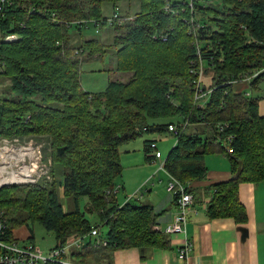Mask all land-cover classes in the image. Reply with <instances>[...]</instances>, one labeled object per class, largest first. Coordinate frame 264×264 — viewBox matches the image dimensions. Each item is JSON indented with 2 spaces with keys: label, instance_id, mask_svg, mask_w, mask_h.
<instances>
[{
  "label": "trees",
  "instance_id": "1",
  "mask_svg": "<svg viewBox=\"0 0 264 264\" xmlns=\"http://www.w3.org/2000/svg\"><path fill=\"white\" fill-rule=\"evenodd\" d=\"M122 1L6 0L2 4L0 76L10 81L16 98L0 97V135L49 134L54 161L69 167L64 189L75 204L66 211L55 190L42 193L29 184L0 188V211L8 224L5 241H20L15 230L30 220L54 234V248L65 246L72 236H94L82 249L72 247L62 255L76 264L111 259L115 249L164 244L166 233L153 229L160 215L153 205L137 204L132 198L120 204L116 198L123 170L120 147L146 132L172 133L170 124L181 127L186 120L190 124L181 130L165 170L182 183L202 181L208 175L205 155L215 151L226 155L232 179L206 187L205 194H213L208 212L211 218L247 220L239 185L264 182V116L259 112L261 96L235 87L261 71L250 82L251 89L258 91L264 79V0L212 4L194 0V8L184 0H141L142 8L134 17L124 15L113 25L123 31L115 62L119 71L131 72V78L110 80L102 91H87L81 64L102 52L99 41L84 38L83 33L109 19L105 3L119 8ZM10 34L17 39L7 41ZM194 59L197 65L204 61L205 76L211 72L205 89L213 92L202 108L195 104ZM170 118L178 121H161ZM220 123H228L224 131ZM196 126H204L208 134L191 133ZM227 147L233 151L229 153ZM93 228L99 229L98 235L91 234Z\"/></svg>",
  "mask_w": 264,
  "mask_h": 264
},
{
  "label": "rangeland",
  "instance_id": "2",
  "mask_svg": "<svg viewBox=\"0 0 264 264\" xmlns=\"http://www.w3.org/2000/svg\"><path fill=\"white\" fill-rule=\"evenodd\" d=\"M182 1V0H181ZM220 0H206L209 4L219 2ZM121 12L125 14V10H129L132 14L126 15L134 17L135 13H138L141 10V0H126L121 4ZM104 14L105 16H112L114 14V7L112 3L104 4ZM185 21H188L185 18ZM169 23H174L179 25L176 21H169ZM98 31V32H97ZM122 30H117L113 28L110 24L104 26L100 31L99 25H93L89 30H85L83 33L84 38L94 37L99 41L98 49H100L102 54L94 55L89 59L85 60L81 64L82 73V84L84 89L92 92L105 90L108 85V80L113 81H128L132 73L119 71L117 67L116 53L119 50L118 39L122 34ZM191 33V31H190ZM84 38H81L84 40ZM163 38V37H162ZM7 41H13L17 39V35L10 34L5 38ZM247 39H252L248 35ZM197 60L191 61V65H197ZM205 68V66H204ZM206 70V68H205ZM0 71H2V66L0 65ZM100 71V72H99ZM103 72V73H101ZM211 72H206L204 78V83L208 82L206 80ZM248 82L240 83L237 87L239 90L245 88V84ZM10 81L3 80L0 76V97L7 95L9 98H16V95L9 88ZM260 91L253 90L249 87L250 91L260 96H264V79L260 82ZM178 118L165 119L163 122H177ZM182 122V121H181ZM228 124V123H227ZM199 127V128H198ZM199 131L201 134L206 136L208 130L204 126H196L190 128V132L194 133ZM189 133V132H188ZM156 138V148L162 153V158L157 161L152 159H147L145 156L144 145L147 139ZM3 139H9L11 142L10 145L16 143L15 152L17 154H22L25 151L32 156H26L25 159L19 160L18 164L21 167L27 169H32L33 177L30 181L15 183V185H32L34 188H40L43 191L55 190L56 194L59 195L61 202L64 204L66 211H71L75 208L74 198L72 196H67L64 189V176L65 172L69 169L66 163L59 162L56 163L53 158V145L52 137L46 133H37L34 132L18 134V135H0V142L4 141ZM18 140L17 142H15ZM146 140V141H145ZM178 141V136L171 132H146L142 136L125 143V145L120 147V156L122 163V174L118 177L117 182L118 186L116 188L117 194L116 198L120 204L125 203L129 198L135 197L139 200L149 199L151 196H155L161 201H167L166 197H169L168 190L166 188L168 181V174L161 166L165 162L167 156L175 146ZM128 148H133L136 150L132 154H128L126 151ZM66 162V161H65ZM229 159L224 156V154H206L205 155V165L208 170H217V171H228L231 167L229 164ZM38 165V167H36ZM55 169V170H54ZM32 175V174H31ZM152 176V177H151ZM34 179V180H33ZM152 179V180H151ZM151 180V181H150ZM150 181V182H148ZM11 184V185H14ZM45 189V190H44ZM47 190V191H48ZM115 190V191H116ZM23 195L19 197L18 201H21ZM134 201V200H133ZM21 203V202H19ZM148 205L147 203H143ZM85 201L82 200L81 206L84 208ZM151 205V204H149ZM158 210L155 209V212ZM159 214V213H158ZM30 220V219H28ZM23 232L35 233V240L40 246H49L56 243L55 236L52 232L47 231L40 223L30 220L29 224L24 225ZM168 224L165 228H162V232H165ZM103 232H107L106 226L101 228ZM154 231H158L157 223L153 225ZM54 246V245H53ZM52 246V247H53ZM44 249V248H43ZM45 251V250H44Z\"/></svg>",
  "mask_w": 264,
  "mask_h": 264
},
{
  "label": "crops",
  "instance_id": "3",
  "mask_svg": "<svg viewBox=\"0 0 264 264\" xmlns=\"http://www.w3.org/2000/svg\"><path fill=\"white\" fill-rule=\"evenodd\" d=\"M122 2L119 3L120 8ZM127 14L132 13L129 10H125V14L122 15ZM244 86L246 91H250V82ZM260 90L259 86L258 91ZM253 94H255V91ZM259 112L264 116V96H261L259 102ZM151 141L157 140L156 138H149L146 141L148 144L146 142L145 144L143 143L146 152L145 156L148 160L149 155L147 150ZM133 151L136 152L133 148H128L126 152L130 155ZM211 154L222 155V153L216 151ZM224 156L227 158L226 155ZM165 172L168 174L167 171ZM231 179L232 172L230 167L228 171L210 170L206 180L191 181V189L194 193V205L188 214L187 232L185 234L166 233L167 240L164 244L152 245L143 249L140 247L115 249L111 259L102 260V262L100 260L99 262H94V264H264V182H244L239 185V200L245 205L246 214L248 215L245 222H237L233 217L211 218L209 215L208 206L213 194H205L206 187L214 183L229 182ZM168 193L170 195L166 197L167 201H161L155 196H151L146 200L132 197L135 203L151 204L154 206V209L158 210L157 212L160 215L156 223L161 229L160 232H162V228L164 229L167 224L173 221V216H175L177 211L174 196L172 193ZM24 227L23 225L17 228L14 233L16 238L20 239V243L33 242L38 251L42 253H47L55 247L56 243L53 244L54 246H40L36 243L35 233H31L30 231L23 232ZM90 239H95V237L87 235L84 237L83 244ZM186 240H189L192 244L191 251L188 253L187 259H182L179 251L184 247ZM74 247L75 249L83 248Z\"/></svg>",
  "mask_w": 264,
  "mask_h": 264
},
{
  "label": "built area",
  "instance_id": "4",
  "mask_svg": "<svg viewBox=\"0 0 264 264\" xmlns=\"http://www.w3.org/2000/svg\"><path fill=\"white\" fill-rule=\"evenodd\" d=\"M6 0H0V24L3 16V2ZM218 1V0H216ZM190 7L194 8V0H190ZM122 15L120 6L119 8H115L114 14L109 17L108 20L100 21L96 23V25L100 26V31L102 30V25L107 23L113 26L116 21L122 22ZM124 19V18H123ZM102 22V23H101ZM98 32V31H97ZM168 37H164V40H167ZM191 72L198 74L197 78V89L195 95L196 106L199 108L205 107L207 102L210 101L211 94L213 90L205 89V68L206 65L203 60L199 63V65H193ZM205 66V68H204ZM261 71H258L255 76H258ZM252 77H245L242 79L243 82H251ZM234 82H238L235 80ZM249 94V93H248ZM190 124L189 120H186L181 124V127H178L177 124H170L169 131L176 134L179 138L180 132L182 129H185ZM228 126L227 123H220L219 129L220 131H224L225 127ZM4 141L0 142V188L11 185L19 182L32 181L33 177L32 169H27L25 167H21L18 162L21 159H25L26 156L31 157L29 151H25L22 154H17L15 152L16 143L14 145H10L11 140L3 139ZM16 140L15 142H17ZM12 143V142H11ZM156 148V142L151 143L150 152L148 153L151 156L153 161H157L162 158V153ZM226 150L231 153L233 149L231 147H227ZM166 163L162 164V168L165 170ZM38 167V165L36 166ZM168 173V172H167ZM32 174V175H31ZM169 175V173H168ZM32 176V177H31ZM34 180V179H33ZM191 182H183L177 179L176 177L169 175V182L167 183L168 192L172 193L175 199L177 211L171 223L168 224L165 233L173 234V233H186L187 225H188V214L193 209L194 205V194L191 192ZM132 198V197H131ZM7 220L2 212L0 211V264H50V263H59V264H76L71 261H67L62 258V255L68 251L71 247L78 246L83 247L84 237L81 236H72L65 246L61 248H53L49 252L42 253L38 251L36 245L33 242L28 243H20V241L8 242L4 240V236L7 233ZM158 231L161 229L157 226ZM92 235H98L99 229L93 228ZM191 242L186 240L184 247H182L179 251V255L182 259H187L188 253L191 251Z\"/></svg>",
  "mask_w": 264,
  "mask_h": 264
}]
</instances>
